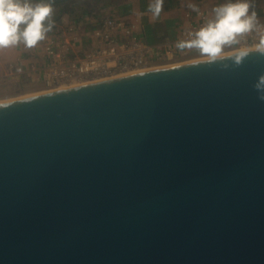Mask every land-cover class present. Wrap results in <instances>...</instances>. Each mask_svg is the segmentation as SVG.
Listing matches in <instances>:
<instances>
[{"label": "water", "instance_id": "water-1", "mask_svg": "<svg viewBox=\"0 0 264 264\" xmlns=\"http://www.w3.org/2000/svg\"><path fill=\"white\" fill-rule=\"evenodd\" d=\"M245 50L0 101V264H264Z\"/></svg>", "mask_w": 264, "mask_h": 264}, {"label": "built area", "instance_id": "built-area-1", "mask_svg": "<svg viewBox=\"0 0 264 264\" xmlns=\"http://www.w3.org/2000/svg\"><path fill=\"white\" fill-rule=\"evenodd\" d=\"M262 5L254 4L249 11L264 16ZM214 19L215 12L210 6L185 10L175 40L153 43L145 36L138 18L123 17L107 6L75 18L64 16L50 25L44 39L10 63L8 79L16 83L28 79L44 89H57L175 63L177 58L198 50L177 45L195 39V33ZM261 37L264 19L255 20L252 31L238 35L235 43L226 46H258Z\"/></svg>", "mask_w": 264, "mask_h": 264}, {"label": "clouds", "instance_id": "clouds-1", "mask_svg": "<svg viewBox=\"0 0 264 264\" xmlns=\"http://www.w3.org/2000/svg\"><path fill=\"white\" fill-rule=\"evenodd\" d=\"M164 0H155L149 5V10L155 16H159L163 10ZM250 4L247 0H237L236 3H228L217 6L214 9L215 19L209 21L205 27L195 33V39L181 41L177 47L196 48L208 61L214 62L223 56V49L226 45L236 42V37L252 31L256 20V13H249ZM50 4H38L34 8L28 3H21V0H0V49L10 44H15L23 39L26 46L31 48L40 40L44 39V33L50 30V25L45 28L44 21L52 13ZM25 25L23 31L20 26ZM264 52V37H261L257 46ZM247 55V50L241 51L236 57V62ZM260 93L259 99L264 101V77H261L255 85ZM9 104L0 103V107H7Z\"/></svg>", "mask_w": 264, "mask_h": 264}, {"label": "crops", "instance_id": "crops-1", "mask_svg": "<svg viewBox=\"0 0 264 264\" xmlns=\"http://www.w3.org/2000/svg\"><path fill=\"white\" fill-rule=\"evenodd\" d=\"M107 1L113 3L105 6L114 10L117 14L123 17L138 18L143 25L145 36L153 43L175 40L177 26L185 10L192 9L198 5L210 6L214 10L217 6L237 2V0H164L163 10L159 16H155L149 10V5L154 4L155 0ZM255 1L257 0H251L250 2ZM253 5L251 4L250 7H253ZM252 13L253 11H249L248 15ZM259 17L256 16V19ZM31 48L27 47L23 39H21L15 44H10L0 49V80L8 78L10 63L16 62L25 50L27 51Z\"/></svg>", "mask_w": 264, "mask_h": 264}, {"label": "trees", "instance_id": "trees-1", "mask_svg": "<svg viewBox=\"0 0 264 264\" xmlns=\"http://www.w3.org/2000/svg\"><path fill=\"white\" fill-rule=\"evenodd\" d=\"M83 2V4L79 3ZM21 3H28L33 8L38 4H50L52 6V13L44 21L45 28L49 27L55 22L61 20L64 16L79 17L83 14H89L96 9L110 5L113 2H108L107 0H59L52 2H44L40 0H21ZM80 10V11H79ZM25 25L20 26V31H23Z\"/></svg>", "mask_w": 264, "mask_h": 264}, {"label": "rangeland", "instance_id": "rangeland-1", "mask_svg": "<svg viewBox=\"0 0 264 264\" xmlns=\"http://www.w3.org/2000/svg\"><path fill=\"white\" fill-rule=\"evenodd\" d=\"M247 1H249V3L251 4L261 3L263 4L262 6L264 7V0H257L255 2H250L251 0H247ZM79 3L83 4V2H79ZM259 15L260 17L256 19V21L264 19V16H262L261 14H257V16ZM236 49L238 50L240 48L225 46L223 52L232 51ZM201 57L204 56L200 54L199 50H192L186 55L180 57L179 59L177 58L176 62L187 61ZM45 90L48 89H44V87H42L39 83L36 84L34 81H30L28 79H24V81H22L21 83H16V81L14 80L10 81L8 78H6V80H0V100L11 99L18 96L29 95L32 93H39L40 91L42 92Z\"/></svg>", "mask_w": 264, "mask_h": 264}, {"label": "bare ground", "instance_id": "bare-ground-1", "mask_svg": "<svg viewBox=\"0 0 264 264\" xmlns=\"http://www.w3.org/2000/svg\"><path fill=\"white\" fill-rule=\"evenodd\" d=\"M249 48H258L257 46H253V47H249ZM248 47H245V48H240V49H238V50H245V49H249ZM237 50V49H236ZM232 51H235V50H232ZM232 51H227V52H223V54H226V53H229V52H232ZM201 58H205V56L204 57H201ZM196 59H199V58H196ZM191 60H195V59H191ZM187 61H190V60H187ZM187 61H181V62H187ZM181 62H175V63H169V64H163V65H154V66H151V67H147V68H144V69H139V71H129L127 74H129V73H134V72H140V71H144V70H148V69H152V68H156V67H159V66H169V65H174V64H178V63H181ZM124 74H126V73H123V74H120V75H124ZM119 75V76H120ZM111 77H113V76H111ZM108 78H110V77H108ZM80 84H82V83H79V84H77V85H80ZM70 86V85H69ZM69 86H67V87H69ZM74 86V85H73ZM62 88H65V87H62ZM51 90H53V89H48V90H45V91H42V92H47V91H51ZM41 92V91H40ZM28 94V93H27ZM33 94H36V93H32V94H29V95H33ZM28 95V96H29ZM23 96H27V95H23ZM19 97H22V96H18V97H15V98H19ZM15 98H11V99H15ZM5 100H10V99H5ZM5 100H0V101H5Z\"/></svg>", "mask_w": 264, "mask_h": 264}]
</instances>
